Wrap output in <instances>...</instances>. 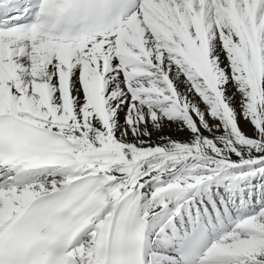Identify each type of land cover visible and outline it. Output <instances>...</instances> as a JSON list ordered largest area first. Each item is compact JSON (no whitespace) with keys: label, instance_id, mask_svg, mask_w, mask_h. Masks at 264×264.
Here are the masks:
<instances>
[{"label":"snow or ice","instance_id":"snow-or-ice-1","mask_svg":"<svg viewBox=\"0 0 264 264\" xmlns=\"http://www.w3.org/2000/svg\"><path fill=\"white\" fill-rule=\"evenodd\" d=\"M0 264H264V0H0Z\"/></svg>","mask_w":264,"mask_h":264}]
</instances>
